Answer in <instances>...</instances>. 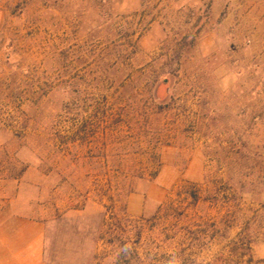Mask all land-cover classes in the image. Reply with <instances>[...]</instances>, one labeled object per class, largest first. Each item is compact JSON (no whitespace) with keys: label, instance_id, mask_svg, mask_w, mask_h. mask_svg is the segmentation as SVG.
<instances>
[{"label":"rangeland","instance_id":"374dc122","mask_svg":"<svg viewBox=\"0 0 264 264\" xmlns=\"http://www.w3.org/2000/svg\"><path fill=\"white\" fill-rule=\"evenodd\" d=\"M0 213L52 264H264V0H0Z\"/></svg>","mask_w":264,"mask_h":264},{"label":"crops","instance_id":"0c3cea01","mask_svg":"<svg viewBox=\"0 0 264 264\" xmlns=\"http://www.w3.org/2000/svg\"><path fill=\"white\" fill-rule=\"evenodd\" d=\"M0 264H52L46 256V224L0 213Z\"/></svg>","mask_w":264,"mask_h":264}]
</instances>
